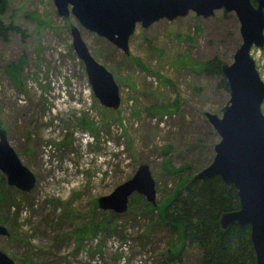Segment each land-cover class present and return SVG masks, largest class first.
<instances>
[{"label":"rangeland","instance_id":"374dc122","mask_svg":"<svg viewBox=\"0 0 264 264\" xmlns=\"http://www.w3.org/2000/svg\"><path fill=\"white\" fill-rule=\"evenodd\" d=\"M4 20L19 30L7 42L0 39V129L36 186L25 193L0 181V218L11 231V237L0 236V250L16 264H176L163 258L175 236L141 201L123 214L103 211L97 202L146 164L156 204L165 203L177 187L161 170L167 146L174 166L191 164L188 174L208 166L204 154L219 137L207 135L212 127L204 113L220 115L229 92L215 78L178 70L176 61L189 54L198 62L231 63L242 44L236 15L190 13L147 29L138 25L129 56L81 30L91 54L114 76L118 110L94 96L72 47L70 27L77 21L60 17L53 0H9ZM251 55L264 82V48L253 47ZM22 59L19 88L5 67ZM177 99L179 113L151 116L150 110ZM79 229L88 231L82 240ZM185 250L184 264L199 260L197 249Z\"/></svg>","mask_w":264,"mask_h":264},{"label":"water","instance_id":"95a60500","mask_svg":"<svg viewBox=\"0 0 264 264\" xmlns=\"http://www.w3.org/2000/svg\"><path fill=\"white\" fill-rule=\"evenodd\" d=\"M53 0L57 13L73 18L70 27L72 47L83 63L88 82L100 104L118 110L121 98L113 74L91 54L82 37L85 30L130 54L129 43L140 25L147 29L160 20L173 21L194 13L210 18L223 10L234 13L240 23L242 44L231 63L222 64V74L229 87L228 103L221 114L204 113L219 137L211 163L195 174L197 181L220 177L234 186L240 202L237 211L225 212L219 223L223 230L237 224L250 226V238L257 264H264V82L251 55L253 47L264 48V0ZM0 173L7 184L30 193L36 177L20 160L0 129ZM139 195L156 206V183L150 167L141 164L131 179L111 194L98 199V208L116 214L126 213L130 198ZM0 224V236L8 237ZM0 264H16L0 250Z\"/></svg>","mask_w":264,"mask_h":264},{"label":"trees","instance_id":"16d2710c","mask_svg":"<svg viewBox=\"0 0 264 264\" xmlns=\"http://www.w3.org/2000/svg\"><path fill=\"white\" fill-rule=\"evenodd\" d=\"M8 9L9 0H0V39L5 42L8 41L9 35L18 29L12 23L5 22L4 17ZM101 41L104 42V39ZM177 60L178 70H187L195 74H203L208 78H215L219 82L218 87L229 92L228 82L222 74L223 62L218 58L198 62L191 55L184 54ZM25 64V60L22 59L18 63H9L5 67L6 75L19 88L22 87ZM180 107L181 104L177 99L168 106L150 110V114L157 118L174 116L180 112ZM207 135L210 138L218 136L210 128H207ZM208 142L211 146L214 144V140L209 139ZM172 151V146H167L162 150L164 161L161 164V170L164 174L176 179L177 187L172 192L173 195L165 203H158L156 207L147 203L143 197L135 195L130 199L128 206L130 210L136 202L141 201L146 211L154 214L156 220L154 222L163 225L175 236L163 254V258L167 259L168 263L184 264L185 249L190 247L199 251V260L194 264H257L250 238V226L242 228L234 224L227 230H223L219 223L223 213L237 211L240 208L234 186L224 183L220 177L195 180V174L207 165L200 170H195L197 172L188 174L191 171V164L181 167L174 166ZM213 151L209 150L204 154L206 160L209 159L208 165L213 159ZM5 180L3 175L0 176L1 182ZM0 224L7 226L9 221L3 216L0 218ZM8 230L10 231L9 228ZM96 232H91V235ZM87 233L86 229H79L75 234L79 240H82Z\"/></svg>","mask_w":264,"mask_h":264},{"label":"flooded vegetation","instance_id":"af4514ba","mask_svg":"<svg viewBox=\"0 0 264 264\" xmlns=\"http://www.w3.org/2000/svg\"><path fill=\"white\" fill-rule=\"evenodd\" d=\"M251 3L253 4V6L257 7L258 4H257V1L256 0H251ZM213 17V16H212Z\"/></svg>","mask_w":264,"mask_h":264}]
</instances>
